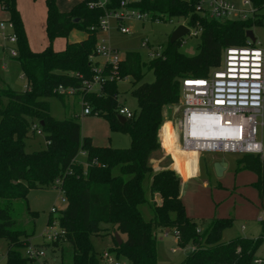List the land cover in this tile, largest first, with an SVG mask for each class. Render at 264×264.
Wrapping results in <instances>:
<instances>
[{
	"label": "trees",
	"instance_id": "1",
	"mask_svg": "<svg viewBox=\"0 0 264 264\" xmlns=\"http://www.w3.org/2000/svg\"><path fill=\"white\" fill-rule=\"evenodd\" d=\"M16 35V57L26 80L24 90L0 87V241L6 242L4 264H32L23 255L34 231L18 223L22 213L36 217L27 204L31 189H58L66 206L53 216L50 211L46 225L54 221L62 231L55 240L42 246L58 248V264H99L91 243L92 236L111 235L115 257H124L130 264H156L155 228L168 229L177 235V244H193L180 264H252L262 238L235 237L222 241V233L231 227L230 218H213L200 233L195 221L185 213L179 197V177L169 169L153 172L151 160L161 149L158 142L166 105L180 98V83L187 78L206 77L219 65L225 48L254 46L245 33L253 26L264 25V0H250L252 13L246 19L209 18L200 0H138L129 8L146 14L152 21L181 19L188 29L196 31L197 53L186 56L179 51L181 40L162 47V56L143 63L137 52L127 51L119 64L118 79L111 76L108 65L103 67L104 82L97 90L85 84L93 81L98 65L95 55L99 35V19L119 9L121 0H108L105 8H89L94 0L74 2L68 10L58 8L56 0H45V32L49 45L39 52L30 49L15 0H2ZM84 34L79 42H68L71 32ZM190 33V31H189ZM188 33V34H189ZM65 38L63 50L55 51V38ZM144 65L154 74L151 83L136 85ZM132 78L131 95L137 111L123 123L117 119L118 80ZM59 87L78 91L82 108L90 115L101 116L111 131L128 135V148L95 146L89 136L81 134L78 115L57 120L50 114L48 98H68ZM168 122V121H167ZM166 122V123H167ZM165 123V124H166ZM164 124V125H165ZM43 135L45 147L25 151V140L36 131ZM84 155V161L77 159ZM167 162V161H166ZM165 163L163 166H167ZM237 170H248L257 176L254 187L260 199L264 193V154L241 155ZM153 176V178H152ZM152 182L150 185V180ZM150 194V199L147 196ZM159 193L157 203L154 194ZM23 210H18V201ZM148 205L152 212L145 220L139 206ZM101 224H108L102 228ZM122 240L118 245L113 233ZM103 256V255H102Z\"/></svg>",
	"mask_w": 264,
	"mask_h": 264
},
{
	"label": "rangeland",
	"instance_id": "2",
	"mask_svg": "<svg viewBox=\"0 0 264 264\" xmlns=\"http://www.w3.org/2000/svg\"><path fill=\"white\" fill-rule=\"evenodd\" d=\"M204 8H208V0H200ZM237 9H243V0H225ZM57 6L61 10H67L74 3L69 0H56ZM15 6L20 14L24 26L25 35L30 49L39 52L49 45L45 32L46 8L45 0H15ZM248 8V7H246ZM264 10L261 11V14ZM8 14H0V17H7ZM123 25L130 28L127 34L120 33L116 29V22L110 21V30L107 35H98V42L105 40L106 44L117 50L119 57H123L127 51L137 52L141 62L149 60L148 48L141 47L142 41H147L149 46H161L169 40L173 30L179 25H185L181 19H170L165 17L162 21H152L146 17L142 21H124ZM186 26V25H185ZM190 33L183 36L180 40L179 51L186 56H194L197 53L198 35H194V30L189 29ZM255 42H258L264 50V25L253 26L250 30ZM72 34L84 37V34L74 31ZM74 35L68 37L69 41ZM66 45L65 38H55L52 48L55 51L63 50ZM2 54L0 53V57ZM1 59V58H0ZM98 67L103 64L102 59L98 58ZM3 64L5 66H3ZM118 77V76H117ZM154 74L146 66H141V77L136 85L141 83H151ZM132 78L126 77L118 80L117 89L119 91L118 102L130 111H137L136 100L131 95ZM26 80L22 74L19 63L9 58L7 53H3V60L0 61V87H9L13 90H24ZM79 98L60 101L55 97L48 98L50 114L57 120L73 117V113H80L82 107ZM72 102V103H71ZM168 116L171 117L172 110L168 108ZM81 126V134L91 136L94 143H103L113 148H128L130 139L128 135L111 131L107 122L101 116L86 115L77 118ZM161 137L160 155L157 154L151 160L153 172L157 169H169L177 173L181 182V199L185 213L196 223V229L203 233L209 226L210 220L215 217H230L231 227L222 233V241H229L235 237L262 238V243L255 252V255L262 256L264 250V227L257 221V215L261 213L260 219L264 220V197L260 199L254 184L247 178V175L234 176L235 172L228 171L224 175L216 176L213 164L210 165L212 156H222L229 163L233 159H238L240 155L233 153L217 154L194 152H184L175 144V130L172 121L160 128L158 135ZM257 137L264 145V126L258 127ZM25 151L31 152L45 147L43 135L33 134L25 140ZM79 160L84 161V157L79 155ZM167 161V162H166ZM165 163H168L167 166ZM153 178V176H152ZM150 180V185L152 182ZM149 198L150 194L147 192ZM264 196V193H263ZM157 203L161 202L159 193L154 194ZM150 199V198H149ZM27 204L31 211L37 213L36 217L31 218L26 213L18 217L19 225L27 231H34L31 244L42 246L47 243V236L53 231L58 232V226H47L46 221L52 208L56 211L53 216L59 214L66 206V201L62 193L55 188L31 189L27 195ZM18 210H23V202L18 201ZM142 217L150 220L152 217L151 209L148 205L139 206ZM102 228H107L108 224H101ZM242 227H244L242 229ZM156 239V264H180L189 251L194 249L193 244L180 247L174 232L162 228H155ZM114 236V233H113ZM91 243L94 251L99 258V264H130L124 257H115L111 250L113 240L111 235L92 236ZM6 242L0 241V264L5 263ZM193 248V249H192ZM45 255L49 262L58 264L60 253L58 248H44ZM103 253L109 255V259L104 258Z\"/></svg>",
	"mask_w": 264,
	"mask_h": 264
},
{
	"label": "built area",
	"instance_id": "3",
	"mask_svg": "<svg viewBox=\"0 0 264 264\" xmlns=\"http://www.w3.org/2000/svg\"><path fill=\"white\" fill-rule=\"evenodd\" d=\"M78 2L82 0H69ZM138 0H121L119 9L105 13L99 19V34H108L110 21L116 22V29L123 34L130 32V28L123 25L124 21H142L147 16L128 5ZM108 0H94L87 3L89 8H105ZM245 8L237 9L225 0H208V8H204L209 18L214 19H246L252 13L250 0H243ZM248 7V8H246ZM8 12L0 0V14ZM196 35V31L193 33ZM248 43L250 40L248 39ZM254 46H234L225 48L219 65L211 69L206 77L187 78L180 83V98L178 103L168 106L175 107L171 117L163 114L161 127L172 121L175 130V144L182 150L204 153H233L238 155L251 154L262 157L263 147L257 137L258 127L264 126V50L258 42ZM16 35L9 15L0 17V49L9 58L17 55ZM141 47L148 48L149 59L162 56L161 46H149L147 41L141 42ZM95 55L102 59L101 67H95V77L92 82L85 84L89 90H97L104 80V65H108L111 76L118 79L119 64L123 57H119L117 50L110 48L105 40L97 41ZM4 66V64H3ZM78 90L73 87H59L58 92L73 97ZM118 116L129 119L133 111L121 105ZM83 115H90L89 107L82 108ZM37 134L40 132L37 130ZM161 144V137L158 136ZM52 208L51 212L55 213ZM56 224V221L52 223ZM57 225V224H56ZM51 226V225H50ZM61 230L53 231L47 236L48 241L55 240ZM176 235V234H175ZM177 238V235H176ZM44 246L31 244L23 250V255L32 264H52L47 260ZM193 249V248H192ZM1 256V254H0ZM103 257L109 259L107 253ZM119 264V263H116ZM252 264H264V250L262 256L255 255Z\"/></svg>",
	"mask_w": 264,
	"mask_h": 264
},
{
	"label": "crops",
	"instance_id": "4",
	"mask_svg": "<svg viewBox=\"0 0 264 264\" xmlns=\"http://www.w3.org/2000/svg\"><path fill=\"white\" fill-rule=\"evenodd\" d=\"M73 4V3H72ZM72 4L69 6V8L72 6ZM68 8V9H69ZM67 9V10H68ZM74 32V31H73ZM73 32H71L70 33V35H74V34H72ZM69 35V36H70ZM102 36H105V35H107V34H101ZM83 39V37L81 36V35H79V36H76V35H74L73 36V39H72V41L70 40L69 41V39H67V41L68 42H79V41H81ZM0 53L2 54V56L0 57L1 59H0V61L1 60H3V53H2V51H1V49H0ZM5 66V65H4ZM69 99V98H68ZM72 103V102H71ZM167 106V105H166ZM166 106L163 108V110L166 108ZM73 113V112H72ZM75 114H77V113H75ZM79 117L81 116H86V115H83L82 114V111L80 112V113H78L77 114ZM83 136H87V135H83ZM90 138H91V140H92V143H93V145H95V146H108V145H105V144H103V143H94V141H93V139H92V137L91 136H89ZM260 140V139H259ZM261 141V140H260ZM261 143H262V141H261ZM262 147H263V152H264V145H263V143H262ZM81 155V157H84V155L83 154H80ZM220 155H222V154H220ZM241 156V155H240ZM77 159L79 160V155H78V157H77ZM219 160H223L225 163H226V167H225V169L223 170V172H222V175H224L225 173H227L228 171H230V174H231V172H235L234 173V176H240V175H244V176H246L247 175V178H249L250 179V181L254 184L255 182H256V180H257V176L253 173V172H251V171H248V170H244V169H242V170H237V165H236V160L237 159H233L230 163L224 158V157H222V156H212L211 158H210V165H212L214 162H218ZM263 174H264V168H263ZM181 182H179V186H178V192H179V197H180V199H181V194H180V190H181ZM264 197V196H263ZM149 198H150V196H149ZM263 199V198H262ZM181 201H182V199H181ZM261 213L262 212H260L258 215H257V217H256V221L262 226V227H264V220L263 219H260V216H261ZM264 215V214H263ZM264 217V216H263ZM215 218H230V217H215ZM231 219V218H230ZM244 227H242V229H243ZM165 230H168V229H165ZM169 231V230H168ZM248 238V237H247Z\"/></svg>",
	"mask_w": 264,
	"mask_h": 264
},
{
	"label": "water",
	"instance_id": "5",
	"mask_svg": "<svg viewBox=\"0 0 264 264\" xmlns=\"http://www.w3.org/2000/svg\"><path fill=\"white\" fill-rule=\"evenodd\" d=\"M189 33V29L185 25H179L177 28L173 30L169 37V43H174L175 41L181 39L183 36ZM246 37L250 40V42H255L253 34L250 30H247L245 33ZM119 122L123 123L125 118L122 116H117ZM226 167V163L223 160H219L218 162L213 163V169L216 176H221L223 170ZM114 238L118 245L121 244L122 240L117 232H114Z\"/></svg>",
	"mask_w": 264,
	"mask_h": 264
},
{
	"label": "bare ground",
	"instance_id": "6",
	"mask_svg": "<svg viewBox=\"0 0 264 264\" xmlns=\"http://www.w3.org/2000/svg\"><path fill=\"white\" fill-rule=\"evenodd\" d=\"M168 108H170L171 110H174L175 107L173 106H168ZM182 150V149H181ZM184 152H194V151H190V150H182ZM195 153V152H194Z\"/></svg>",
	"mask_w": 264,
	"mask_h": 264
}]
</instances>
